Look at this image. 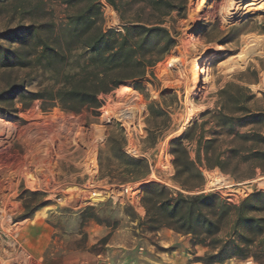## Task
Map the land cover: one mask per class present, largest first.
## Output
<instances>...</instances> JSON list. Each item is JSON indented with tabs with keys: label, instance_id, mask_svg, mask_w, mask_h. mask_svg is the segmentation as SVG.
Here are the masks:
<instances>
[{
	"label": "rangeland",
	"instance_id": "1",
	"mask_svg": "<svg viewBox=\"0 0 264 264\" xmlns=\"http://www.w3.org/2000/svg\"><path fill=\"white\" fill-rule=\"evenodd\" d=\"M41 1L45 13L41 18L25 14L29 10L27 4L22 9L13 0L0 2V35L48 20L58 24L75 9L61 0ZM100 2L102 28L121 31L123 23L118 14L103 0ZM199 2L187 0L184 16L177 18L172 14L167 20L176 35V44L153 68V78L139 82L138 89L133 87L134 82L124 81L133 89L128 84L123 87L129 86L139 97L140 101L135 102L141 108V130L134 127L127 132L112 117L111 103L117 98L118 87L98 97L101 106L96 111L69 113L57 105L42 110L41 101L23 109L20 98L13 100L12 108L0 104V121L22 120L24 124L18 138L0 144V264H14L18 250L28 257L27 264H203L198 258L206 249L192 247L188 237L168 229L150 233L137 227L138 220L145 215L140 204L144 186L156 184L184 195L218 193L230 204H237L253 192L264 193V180L252 183L264 177V160L252 158L255 153H264V14L247 15L226 24L219 14L223 0H210L201 9L197 7ZM134 9L125 17H133ZM245 36L261 38L260 55L230 71L219 66L240 52ZM192 46L204 56L203 63H208L209 87L206 93H191L186 103L185 83L165 85L158 69L172 57L187 66L195 65L197 58L190 51ZM0 47L15 49L18 42L0 37ZM53 79L51 72L36 68L0 69V91L23 80L28 83L26 92L53 93ZM227 84L234 87L226 89ZM238 87L248 90L240 92L246 103L233 105L231 99L239 95ZM224 89L225 93H221ZM241 106L246 110L239 111ZM220 110L224 116L244 117L248 123L234 126L231 131L218 128L214 117ZM252 115L257 117L256 123H250ZM31 117L37 119L36 123L47 117L59 121L61 131L65 122L85 127L87 132L82 140L86 153L82 155L83 149L75 144L79 133L57 147L59 128H45L40 123L27 125L26 119ZM200 124L203 126L198 127ZM3 129L0 128V134ZM30 130H35L36 135L30 137ZM96 133L104 135L103 143L97 147L92 138ZM236 134H256L261 140L253 142L250 137L242 141L235 138ZM200 135L203 143L212 141L221 168L204 167L200 169L201 178L176 179L170 151L177 146H171V142L181 139L179 142L193 159ZM131 142L136 146L134 152L129 146ZM58 149L63 154L55 157ZM211 172L221 174L227 183L203 192L207 182L204 174ZM86 208L110 227L92 220L82 223L80 214ZM105 237L106 243H99ZM261 263L264 264V254ZM220 264L260 263L247 258Z\"/></svg>",
	"mask_w": 264,
	"mask_h": 264
},
{
	"label": "trees",
	"instance_id": "2",
	"mask_svg": "<svg viewBox=\"0 0 264 264\" xmlns=\"http://www.w3.org/2000/svg\"><path fill=\"white\" fill-rule=\"evenodd\" d=\"M30 1L13 0V3H18L22 9L25 4L29 5L27 12L23 10L28 16H44V2L36 0L30 4ZM103 1L118 14L123 23L121 31L102 28L100 0H61L68 7H75L64 21L58 24L50 20L33 23L0 35L3 39L18 42L15 49L0 47V69L18 67L49 71L54 76L53 83L56 86L53 93H30L25 91L28 83L20 80L0 91L1 105L12 108L13 100L20 98L23 109L34 101H41L42 110L57 105L69 113H79L84 109L96 111L101 106L98 97L109 94L117 87L121 89L124 84H128L124 81L134 82L133 87L138 89L139 82L147 77L153 78V68L176 44V35L167 20L172 14L182 18L187 0ZM133 8V17L126 18L125 15ZM229 87L234 85L227 84L226 89ZM238 91L239 95L231 99L233 105L246 103L240 92L248 93V90L238 87ZM221 93H225V89ZM239 108V111L246 110L244 106ZM250 117V123L257 122L255 115ZM214 121L216 127L228 128L230 131L234 126L241 127L248 123L244 117L224 116L222 110L217 112ZM250 137L254 138L251 139L253 142L261 140L256 134L235 135L236 139L242 141ZM179 141L181 139L171 142V146L176 145L177 149L172 148L170 151L176 179L201 178L200 169L204 167L221 168L220 156L214 155L212 141L203 143L200 135L193 159ZM253 156L264 160V153H255ZM180 185L187 190L186 186ZM140 204L145 215L142 220H138L137 227L150 233L168 229L188 237L192 247L206 249L203 256L198 258L203 264H220L230 259L247 258L263 264V192H253L237 204H230L221 199L218 193L184 195L149 184L143 188ZM143 209L140 207L142 213ZM80 219L82 223L92 220L96 224L110 227L90 208L81 212ZM107 238L101 239L99 243L105 244Z\"/></svg>",
	"mask_w": 264,
	"mask_h": 264
},
{
	"label": "bare ground",
	"instance_id": "3",
	"mask_svg": "<svg viewBox=\"0 0 264 264\" xmlns=\"http://www.w3.org/2000/svg\"><path fill=\"white\" fill-rule=\"evenodd\" d=\"M210 0H200L197 7L205 8L209 4ZM224 4L219 10L220 18H222L223 23L229 24L233 21L240 20L247 15H262L264 14V0H223ZM262 48V40L255 36H245L242 38V48L237 55L229 57L224 62L220 63L219 66H225L229 71L236 67H243L249 58L253 56L260 55ZM198 48L192 46L191 50L193 54L196 55L197 62L195 65L187 66L184 62L177 57H172L165 64L159 67L158 75L165 85L175 84L178 85L181 82L185 83V102L188 103L189 95L194 91L200 94L206 93L209 83L206 76V70L208 63L204 61V56L199 55L197 52ZM178 56V55H177ZM193 62V61H192ZM203 63V64H202ZM200 66L202 69L200 70ZM191 96V95H190ZM135 101H140L136 93L129 87L124 86L118 91L116 100L112 101L111 106L114 113L112 117L121 122L128 132L130 128L136 127L141 130V108ZM107 114L110 115V112ZM4 127L2 133L0 134V144L1 142H6L13 140L14 125L6 121H0V128ZM182 129V128H181ZM181 129L178 131L180 132ZM139 135V134H138ZM141 136V134H140ZM103 138V135H100ZM130 149L134 152L136 146L133 142L130 143ZM91 164V162H90ZM95 163L91 166L94 168ZM96 167L93 169V171ZM91 171V170H90ZM207 178L206 186L203 192L210 191L213 187H220L227 183V179L224 178L218 172H211L204 174ZM264 180V177L253 182ZM229 181V180H228ZM194 193V192H193Z\"/></svg>",
	"mask_w": 264,
	"mask_h": 264
},
{
	"label": "built area",
	"instance_id": "4",
	"mask_svg": "<svg viewBox=\"0 0 264 264\" xmlns=\"http://www.w3.org/2000/svg\"><path fill=\"white\" fill-rule=\"evenodd\" d=\"M26 120H28V123H26L27 125H35V123L37 121V119H35V117H31L30 119H26ZM8 122H10L14 125L15 136L13 139L18 138L20 130L22 128V125H24L22 123V120L8 121ZM29 122H31V123H29ZM39 123L43 124L42 126H45V128H49L50 126H51L50 128H54V127L59 128L58 133H57V138H56L57 147L59 146L60 143L62 144V146H64L63 143L66 142L65 140L70 141L76 136V134L79 133L80 135L78 137H76L77 139L75 141L76 142L75 144H78V147L83 149L82 155H84V153H86L85 148H83L84 147L83 146L84 141L82 140V135L87 132V129L85 127H83L81 125L78 126V124L75 122H68V123L65 122V124H63V128H64V126H65V128H64V130L61 131V127H62L61 122L56 121V120H52L48 117L39 120ZM39 123L37 122L36 124H39ZM27 134L30 137H32L33 135H36L35 130H30ZM100 135H102V133H96V134L92 135V138L96 141L95 142L96 147H97V145L102 144L104 141V135H103V138L100 137ZM46 141H47V139H46ZM69 141H68V143H69ZM9 142L10 141L6 142V139H5L4 143H9ZM61 154H63V151L61 152L59 149L55 150V152H54L55 157H58ZM14 258H15L14 264H27V262H28V257L25 255V253L22 250H18V253L16 254V256H14Z\"/></svg>",
	"mask_w": 264,
	"mask_h": 264
}]
</instances>
